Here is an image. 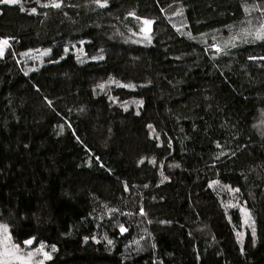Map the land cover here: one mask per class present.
Masks as SVG:
<instances>
[{
	"label": "trees",
	"instance_id": "16d2710c",
	"mask_svg": "<svg viewBox=\"0 0 264 264\" xmlns=\"http://www.w3.org/2000/svg\"><path fill=\"white\" fill-rule=\"evenodd\" d=\"M0 39L13 242L55 246L46 264H264V0H0Z\"/></svg>",
	"mask_w": 264,
	"mask_h": 264
},
{
	"label": "rangeland",
	"instance_id": "374dc122",
	"mask_svg": "<svg viewBox=\"0 0 264 264\" xmlns=\"http://www.w3.org/2000/svg\"><path fill=\"white\" fill-rule=\"evenodd\" d=\"M175 16H177V18H182V13L179 10H176ZM173 21L175 24L174 28L179 34L187 38H191V36L194 35L193 30L191 28H187V20L185 21V23L184 20H182L181 23L179 22V20L178 23L175 20ZM249 22L251 23V20ZM138 23L139 25H134L135 30L138 29V31L134 33H137L136 35L141 36L142 39H147L152 30V21L145 19L138 21ZM130 39L133 40L134 37ZM3 41L5 40L0 39V56L8 47V43L4 44L2 43ZM30 55V58L34 59V55L35 57L40 58L42 53H31ZM82 81V78H72L67 80L66 83L72 86H77L80 85ZM58 83L59 82L57 81H41L37 83L36 87L41 90H47L56 86ZM94 128L99 134H104L105 125L101 117L96 118ZM5 228L7 229L6 231ZM26 241H31V243H26ZM26 241L22 244L13 242L8 226L0 223V264H46V261L51 257L52 251L53 249H55V246L45 247L42 244L35 245L33 243V239H29ZM45 254H47L49 258H46Z\"/></svg>",
	"mask_w": 264,
	"mask_h": 264
},
{
	"label": "snow or ice",
	"instance_id": "6c2138e0",
	"mask_svg": "<svg viewBox=\"0 0 264 264\" xmlns=\"http://www.w3.org/2000/svg\"><path fill=\"white\" fill-rule=\"evenodd\" d=\"M4 2H13V3H14V2H16V0H4ZM2 43L6 44L7 41H3ZM6 230H7V229L5 228V231H6ZM122 231H123V229H122ZM26 243H29V244H30L31 241H26ZM53 250H55V249H53ZM45 257H46V258H49L47 254H45Z\"/></svg>",
	"mask_w": 264,
	"mask_h": 264
}]
</instances>
